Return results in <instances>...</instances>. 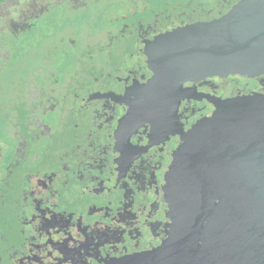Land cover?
Instances as JSON below:
<instances>
[{"label": "flooded vegetation", "instance_id": "1", "mask_svg": "<svg viewBox=\"0 0 264 264\" xmlns=\"http://www.w3.org/2000/svg\"><path fill=\"white\" fill-rule=\"evenodd\" d=\"M241 1L0 2V74L49 41L0 104V264H117L165 242L183 134L220 101L264 93V73L186 79L155 100L150 50Z\"/></svg>", "mask_w": 264, "mask_h": 264}, {"label": "water", "instance_id": "2", "mask_svg": "<svg viewBox=\"0 0 264 264\" xmlns=\"http://www.w3.org/2000/svg\"><path fill=\"white\" fill-rule=\"evenodd\" d=\"M150 59L155 100L186 79L264 73V0L165 34ZM182 137L166 185L168 238L117 264H264V93L220 101Z\"/></svg>", "mask_w": 264, "mask_h": 264}, {"label": "rangeland", "instance_id": "3", "mask_svg": "<svg viewBox=\"0 0 264 264\" xmlns=\"http://www.w3.org/2000/svg\"><path fill=\"white\" fill-rule=\"evenodd\" d=\"M34 47L29 55H22L15 62H11L9 66L0 74V104L2 102H11L15 96V91L20 86L22 80L31 72L37 71L43 65L42 58L44 52L48 49L49 41L45 38H39L34 42ZM12 103V102H11ZM7 113L13 114L11 106L7 107Z\"/></svg>", "mask_w": 264, "mask_h": 264}, {"label": "trees", "instance_id": "4", "mask_svg": "<svg viewBox=\"0 0 264 264\" xmlns=\"http://www.w3.org/2000/svg\"><path fill=\"white\" fill-rule=\"evenodd\" d=\"M3 1V0H0V2Z\"/></svg>", "mask_w": 264, "mask_h": 264}]
</instances>
